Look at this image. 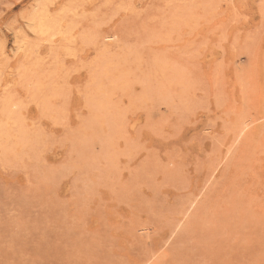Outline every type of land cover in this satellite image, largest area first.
Returning a JSON list of instances; mask_svg holds the SVG:
<instances>
[{
	"label": "rangeland",
	"instance_id": "rangeland-1",
	"mask_svg": "<svg viewBox=\"0 0 264 264\" xmlns=\"http://www.w3.org/2000/svg\"><path fill=\"white\" fill-rule=\"evenodd\" d=\"M0 121V264H264V0H0Z\"/></svg>",
	"mask_w": 264,
	"mask_h": 264
},
{
	"label": "bare ground",
	"instance_id": "bare-ground-1",
	"mask_svg": "<svg viewBox=\"0 0 264 264\" xmlns=\"http://www.w3.org/2000/svg\"><path fill=\"white\" fill-rule=\"evenodd\" d=\"M54 17V16H53ZM33 18H34V20H35V28L37 29V31H39V32H41V33H49V32H51V31H53V30H55L56 28V25H57V22H55L56 21V19H55V21L54 20H51L50 18H48V13H47V9L46 8H42L41 7V10H39L36 14H35V16H33ZM33 20V21H34ZM32 26H33V24H32ZM60 28H61V26H59ZM66 30L67 29H65V31L62 33V35L65 33L66 34ZM69 30V29H68ZM68 30H67V33H68ZM59 32L61 31V30H58ZM36 32V31H35ZM62 32V31H61ZM56 33V32H55ZM53 33H51V35H52ZM59 34V33H58ZM57 33L55 34V35H58ZM61 34V33H60ZM54 35V34H53ZM53 35H52V37H53ZM61 35V36H62ZM70 35V34H69ZM40 36V35H39ZM47 36V35H46ZM65 37V36H64ZM40 38V37H39ZM48 38L49 39H52V38H50L49 36H48ZM47 39V38H46ZM68 39H69V37H68ZM44 40V39H43ZM48 40V39H47ZM40 42V41H39ZM47 41L45 40V43H46ZM49 44V43H48ZM50 44H52V43H50ZM35 46V45H34ZM6 100V99H5ZM5 100H4V102H5ZM9 109V108H8ZM5 112H6V114L8 115L9 113H11L10 111H8L7 109L5 110ZM4 124L0 121V131H1V129L4 127L3 126ZM24 134V133H23Z\"/></svg>",
	"mask_w": 264,
	"mask_h": 264
}]
</instances>
